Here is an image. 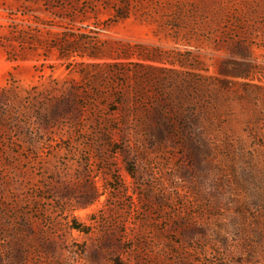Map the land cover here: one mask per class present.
<instances>
[{
    "label": "rangeland",
    "instance_id": "374dc122",
    "mask_svg": "<svg viewBox=\"0 0 264 264\" xmlns=\"http://www.w3.org/2000/svg\"><path fill=\"white\" fill-rule=\"evenodd\" d=\"M1 95L0 264H264V0H0Z\"/></svg>",
    "mask_w": 264,
    "mask_h": 264
},
{
    "label": "trees",
    "instance_id": "16d2710c",
    "mask_svg": "<svg viewBox=\"0 0 264 264\" xmlns=\"http://www.w3.org/2000/svg\"><path fill=\"white\" fill-rule=\"evenodd\" d=\"M117 14H118V18L119 19L128 18L127 14H123V13L119 14V12H117ZM10 35H11V38H13L15 41H19L21 43H23V41L25 39L24 38V34L21 31H18V30L12 31ZM20 56H21V54H12V52H7V59L10 60V61H17ZM9 81L12 82V80H9ZM13 88H15V87L13 86ZM4 92H6V90H4ZM2 96H4V95H1L0 99H1ZM5 100H1V102L5 101ZM75 228L78 229V226H75Z\"/></svg>",
    "mask_w": 264,
    "mask_h": 264
}]
</instances>
